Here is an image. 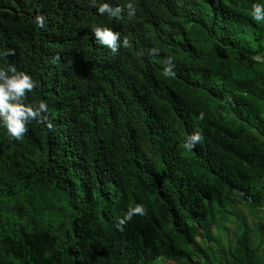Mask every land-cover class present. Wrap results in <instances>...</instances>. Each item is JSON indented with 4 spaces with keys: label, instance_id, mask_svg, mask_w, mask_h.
Segmentation results:
<instances>
[{
    "label": "trees",
    "instance_id": "trees-1",
    "mask_svg": "<svg viewBox=\"0 0 264 264\" xmlns=\"http://www.w3.org/2000/svg\"><path fill=\"white\" fill-rule=\"evenodd\" d=\"M104 2L124 11L0 0V52L15 50L0 67L32 76L27 102L53 124L17 141L0 122V264L261 263L254 228L223 221L233 199L264 211V22L251 17L264 0ZM93 25L131 47L113 54ZM138 203L147 214L121 231Z\"/></svg>",
    "mask_w": 264,
    "mask_h": 264
},
{
    "label": "clouds",
    "instance_id": "clouds-1",
    "mask_svg": "<svg viewBox=\"0 0 264 264\" xmlns=\"http://www.w3.org/2000/svg\"><path fill=\"white\" fill-rule=\"evenodd\" d=\"M92 6L97 7L100 15H108L110 17H118L124 9L121 7L113 8L109 3H100L97 6V0H91ZM129 9V15H135V9L131 3L127 4ZM251 17L256 22H264V4H253ZM35 23L38 27L44 28L46 26V18L43 15H37ZM91 32L95 37L96 43L101 46H105L111 50L113 54H118L121 47L130 48L131 42L127 36H125L121 42L120 33L112 30L107 26L93 25ZM159 53V49L154 48L150 50L149 55H156ZM141 55L144 53L141 52ZM15 50L9 49L5 52H0V59H5L8 56H14ZM259 61L260 57H254ZM174 62L171 56L165 60V68L163 76L165 78H173ZM38 87V83L33 80L32 76L25 71H20L13 63H7L5 67H0V122L6 127L8 135L20 141L23 139L25 133L28 131L27 124L31 121H37L40 123L47 122V128L53 129L52 122L48 119L47 115L48 106L43 100H33L28 103V93H32ZM199 118H204V113L201 112ZM203 142V135L197 131L189 135L184 144L185 150L191 151L197 144ZM147 214V208L144 204L138 203L135 206H129L126 215L123 218H119L117 226L121 231L124 230V226L127 222H130L134 216H145Z\"/></svg>",
    "mask_w": 264,
    "mask_h": 264
},
{
    "label": "crops",
    "instance_id": "crops-1",
    "mask_svg": "<svg viewBox=\"0 0 264 264\" xmlns=\"http://www.w3.org/2000/svg\"><path fill=\"white\" fill-rule=\"evenodd\" d=\"M233 201H236L237 207L230 205L231 207H229V209L231 210L228 212L229 219L224 220L223 223H227V226L230 225L229 228L234 229L235 233L236 228L241 224L234 217L240 213L243 216V220L246 221V226H250L255 230H252L253 244L259 246L262 245L260 255L263 258V261L259 264H264V211L261 213L259 210L260 208L248 205L246 204V201H241L239 199H233ZM228 204L223 207H228ZM257 225H260V230H257Z\"/></svg>",
    "mask_w": 264,
    "mask_h": 264
},
{
    "label": "rangeland",
    "instance_id": "rangeland-1",
    "mask_svg": "<svg viewBox=\"0 0 264 264\" xmlns=\"http://www.w3.org/2000/svg\"><path fill=\"white\" fill-rule=\"evenodd\" d=\"M259 210H260L261 213H263L261 209H259ZM236 217H237V218H236ZM236 217H234V218H235L240 224H242L243 226L246 225V221L243 220V216H242L240 213H238V214L236 215Z\"/></svg>",
    "mask_w": 264,
    "mask_h": 264
}]
</instances>
